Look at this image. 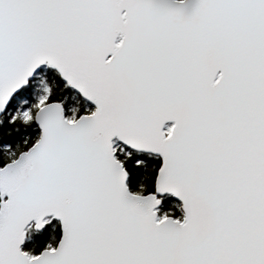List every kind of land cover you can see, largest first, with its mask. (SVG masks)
<instances>
[{
    "label": "snow or ice",
    "instance_id": "snow-or-ice-1",
    "mask_svg": "<svg viewBox=\"0 0 264 264\" xmlns=\"http://www.w3.org/2000/svg\"><path fill=\"white\" fill-rule=\"evenodd\" d=\"M0 264H264V0H0Z\"/></svg>",
    "mask_w": 264,
    "mask_h": 264
}]
</instances>
